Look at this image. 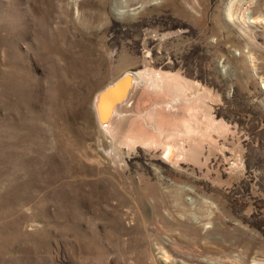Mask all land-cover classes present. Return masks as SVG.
Instances as JSON below:
<instances>
[{
  "label": "rangeland",
  "instance_id": "1",
  "mask_svg": "<svg viewBox=\"0 0 264 264\" xmlns=\"http://www.w3.org/2000/svg\"><path fill=\"white\" fill-rule=\"evenodd\" d=\"M0 264H264V0H0Z\"/></svg>",
  "mask_w": 264,
  "mask_h": 264
},
{
  "label": "bare ground",
  "instance_id": "2",
  "mask_svg": "<svg viewBox=\"0 0 264 264\" xmlns=\"http://www.w3.org/2000/svg\"><path fill=\"white\" fill-rule=\"evenodd\" d=\"M132 74H133V85H132V88L130 89L127 97L115 106L113 114L111 115L109 120L102 123L103 127L107 131H110V133H112L111 135H113V134L116 135V133L118 134V131L122 128L121 127L123 125L122 123H123L124 119H126L128 112L131 111L132 106L135 104V102H137L139 100L141 94L145 91H149V89H152V91L154 90L153 88L155 87V85L153 82H152L153 84L151 83V79H150V75H149L148 71H140V72L139 71H135V72L133 71ZM151 76H154V75H151ZM157 87H158V83H157ZM156 91H158V90L156 89ZM154 92H155V90H154ZM167 105H168L167 109H169V110H175L178 107V106L176 107V106L171 105V104H167ZM174 107H176V108L174 109ZM119 137H120V134H119ZM167 149H168V151H166V156L168 159H170L172 161H177L178 158H180V154L178 155L175 152V150H173V148L172 149L167 148Z\"/></svg>",
  "mask_w": 264,
  "mask_h": 264
},
{
  "label": "water",
  "instance_id": "3",
  "mask_svg": "<svg viewBox=\"0 0 264 264\" xmlns=\"http://www.w3.org/2000/svg\"><path fill=\"white\" fill-rule=\"evenodd\" d=\"M132 85L133 74L132 72H128L97 95L96 110L101 124L109 120L115 106L127 97Z\"/></svg>",
  "mask_w": 264,
  "mask_h": 264
}]
</instances>
